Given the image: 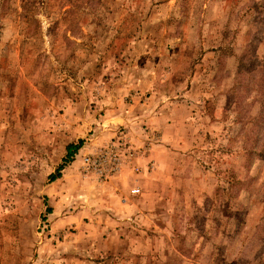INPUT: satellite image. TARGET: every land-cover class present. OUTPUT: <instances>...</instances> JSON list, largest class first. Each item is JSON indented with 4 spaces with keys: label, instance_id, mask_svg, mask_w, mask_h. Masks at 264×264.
Listing matches in <instances>:
<instances>
[{
    "label": "rangeland",
    "instance_id": "rangeland-1",
    "mask_svg": "<svg viewBox=\"0 0 264 264\" xmlns=\"http://www.w3.org/2000/svg\"><path fill=\"white\" fill-rule=\"evenodd\" d=\"M0 264H264V0H0Z\"/></svg>",
    "mask_w": 264,
    "mask_h": 264
},
{
    "label": "built area",
    "instance_id": "built-area-1",
    "mask_svg": "<svg viewBox=\"0 0 264 264\" xmlns=\"http://www.w3.org/2000/svg\"><path fill=\"white\" fill-rule=\"evenodd\" d=\"M139 157L140 154L126 140V136L121 134L107 144L104 149L84 155L82 163L86 169H92L98 173L99 177L108 180L118 175L124 166L131 167L135 173L140 172L142 167H140ZM130 193L132 195L139 194L140 188H130Z\"/></svg>",
    "mask_w": 264,
    "mask_h": 264
},
{
    "label": "trees",
    "instance_id": "trees-1",
    "mask_svg": "<svg viewBox=\"0 0 264 264\" xmlns=\"http://www.w3.org/2000/svg\"><path fill=\"white\" fill-rule=\"evenodd\" d=\"M82 140H79L77 144L70 143L66 146V154L65 159L59 164L54 172L48 175L49 182L55 181L57 178L61 176V171L65 167L66 164L71 162L74 158V155L77 153L78 149L82 146Z\"/></svg>",
    "mask_w": 264,
    "mask_h": 264
},
{
    "label": "crops",
    "instance_id": "crops-1",
    "mask_svg": "<svg viewBox=\"0 0 264 264\" xmlns=\"http://www.w3.org/2000/svg\"><path fill=\"white\" fill-rule=\"evenodd\" d=\"M154 150H155V149H154ZM154 152H155V151H154ZM154 152H153V150H151L150 153H149V157L151 156L152 159H153L152 166H151V170H150L149 173H147V175H149V177L154 176V175L156 174V171H157V165H158V163H157V159L155 158ZM75 155H76V154H75ZM142 164H144V163H142ZM135 186H136V185H135ZM138 186L140 187L139 184H138ZM141 190H142V188L140 187V192H141ZM139 194H140V193H139ZM126 195H132V194L130 193V188L128 189V192H126ZM132 196H133V195H132Z\"/></svg>",
    "mask_w": 264,
    "mask_h": 264
}]
</instances>
